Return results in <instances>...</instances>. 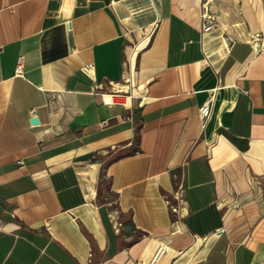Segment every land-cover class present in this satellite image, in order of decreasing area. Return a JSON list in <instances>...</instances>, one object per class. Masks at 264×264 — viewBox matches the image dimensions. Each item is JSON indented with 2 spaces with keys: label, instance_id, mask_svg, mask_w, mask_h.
<instances>
[{
  "label": "crops",
  "instance_id": "0c3cea01",
  "mask_svg": "<svg viewBox=\"0 0 264 264\" xmlns=\"http://www.w3.org/2000/svg\"><path fill=\"white\" fill-rule=\"evenodd\" d=\"M202 2L0 0V264H264V0Z\"/></svg>",
  "mask_w": 264,
  "mask_h": 264
},
{
  "label": "built area",
  "instance_id": "2783aa9c",
  "mask_svg": "<svg viewBox=\"0 0 264 264\" xmlns=\"http://www.w3.org/2000/svg\"><path fill=\"white\" fill-rule=\"evenodd\" d=\"M210 0H203V2L201 3V19H202V29L203 30H209L211 29L212 27H214L216 25V20H215V17L209 13L207 11V3L209 2ZM253 40L255 41L257 39V36L256 37H252ZM264 48V47H262ZM257 50V49H256ZM15 71L17 73H20L21 72V64L20 62L17 63V66L15 68ZM129 78H125V80H128ZM211 97L208 98L207 100H205L204 102H202L199 107H198V113H199V116L201 118V121L204 123L207 118L209 117L210 113H211ZM121 102L123 105H125V101H119ZM171 209L172 210H176V207L172 206L171 205ZM120 225L119 222H115V227L117 228L118 226Z\"/></svg>",
  "mask_w": 264,
  "mask_h": 264
},
{
  "label": "trees",
  "instance_id": "16d2710c",
  "mask_svg": "<svg viewBox=\"0 0 264 264\" xmlns=\"http://www.w3.org/2000/svg\"><path fill=\"white\" fill-rule=\"evenodd\" d=\"M138 136H139V132H138V129H137L136 132H135V137H138ZM137 150H138V149H136V148H135V149H132V150H130V151L124 152L123 154H119V155L115 156V157L112 158V159L118 158V157H120V156H122V155L135 153Z\"/></svg>",
  "mask_w": 264,
  "mask_h": 264
},
{
  "label": "water",
  "instance_id": "95a60500",
  "mask_svg": "<svg viewBox=\"0 0 264 264\" xmlns=\"http://www.w3.org/2000/svg\"><path fill=\"white\" fill-rule=\"evenodd\" d=\"M30 122L33 123V124H35V123L38 122V118H37L36 116H32V117L30 118Z\"/></svg>",
  "mask_w": 264,
  "mask_h": 264
},
{
  "label": "bare ground",
  "instance_id": "6f19581e",
  "mask_svg": "<svg viewBox=\"0 0 264 264\" xmlns=\"http://www.w3.org/2000/svg\"><path fill=\"white\" fill-rule=\"evenodd\" d=\"M236 26H237V27H240L241 25H240V24H237ZM105 99H106L107 101H111V96H110L109 94H106V95H105ZM127 100H128V98H127Z\"/></svg>",
  "mask_w": 264,
  "mask_h": 264
},
{
  "label": "rangeland",
  "instance_id": "374dc122",
  "mask_svg": "<svg viewBox=\"0 0 264 264\" xmlns=\"http://www.w3.org/2000/svg\"><path fill=\"white\" fill-rule=\"evenodd\" d=\"M106 182H104V184H105Z\"/></svg>",
  "mask_w": 264,
  "mask_h": 264
}]
</instances>
